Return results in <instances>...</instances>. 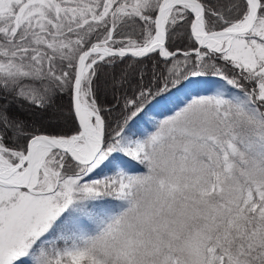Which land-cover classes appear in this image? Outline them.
Listing matches in <instances>:
<instances>
[{
	"label": "snow or ice",
	"instance_id": "1",
	"mask_svg": "<svg viewBox=\"0 0 264 264\" xmlns=\"http://www.w3.org/2000/svg\"><path fill=\"white\" fill-rule=\"evenodd\" d=\"M149 60L111 128L101 70ZM0 264H264V0H0Z\"/></svg>",
	"mask_w": 264,
	"mask_h": 264
},
{
	"label": "trees",
	"instance_id": "2",
	"mask_svg": "<svg viewBox=\"0 0 264 264\" xmlns=\"http://www.w3.org/2000/svg\"><path fill=\"white\" fill-rule=\"evenodd\" d=\"M184 30L182 29L181 32ZM191 46L190 41L184 35H177L174 43L170 44V47L186 49ZM153 61H146L143 65H134L129 68L128 63L118 64L113 68H103L99 74L98 80V101L105 108L110 111H105L104 116L111 128H116L117 123H122L124 116L123 99L122 95L126 92L131 96L136 86L137 72L143 67L147 73L145 75V82L151 75L153 69ZM163 70V66H160V71ZM128 73V79L131 82V86L126 85L124 89H117L114 91L112 85L114 79H118L122 72ZM213 78H209L207 82L199 84H192L189 87L183 89L180 92H172L167 94L164 98L159 99V102H154L149 105L145 112L140 114L134 121L130 122V127L133 132L150 130L154 124L163 117L170 115L178 104L186 99L187 95H195L197 93H207L213 85ZM217 82V81H216ZM70 107L69 96L64 95L56 99L55 111L57 112L58 119H52L51 113L45 116H41L37 113L32 119L37 127L41 130H60L68 129L71 127L70 117L68 115V109ZM12 114H19L15 107L12 109ZM135 172H139L140 168L134 169Z\"/></svg>",
	"mask_w": 264,
	"mask_h": 264
},
{
	"label": "rangeland",
	"instance_id": "3",
	"mask_svg": "<svg viewBox=\"0 0 264 264\" xmlns=\"http://www.w3.org/2000/svg\"><path fill=\"white\" fill-rule=\"evenodd\" d=\"M213 83H214L213 85L211 84V89L214 88V86L216 85L217 82L214 81ZM207 93H208V92H207ZM203 94H206V93H203ZM167 116H168V115H167ZM167 116H165V117H167ZM165 117H163V118H165ZM163 118H162V119H163ZM98 178H102V176H101V177H98Z\"/></svg>",
	"mask_w": 264,
	"mask_h": 264
}]
</instances>
